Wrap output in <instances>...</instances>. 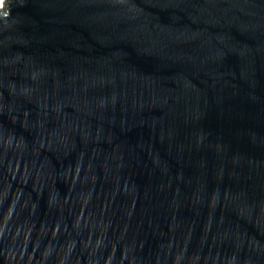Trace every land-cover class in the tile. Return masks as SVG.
<instances>
[{
  "label": "water",
  "instance_id": "95a60500",
  "mask_svg": "<svg viewBox=\"0 0 264 264\" xmlns=\"http://www.w3.org/2000/svg\"><path fill=\"white\" fill-rule=\"evenodd\" d=\"M0 264H264V0H4Z\"/></svg>",
  "mask_w": 264,
  "mask_h": 264
},
{
  "label": "bare ground",
  "instance_id": "6f19581e",
  "mask_svg": "<svg viewBox=\"0 0 264 264\" xmlns=\"http://www.w3.org/2000/svg\"><path fill=\"white\" fill-rule=\"evenodd\" d=\"M3 1H4V0H0V9H1V7L3 6Z\"/></svg>",
  "mask_w": 264,
  "mask_h": 264
}]
</instances>
